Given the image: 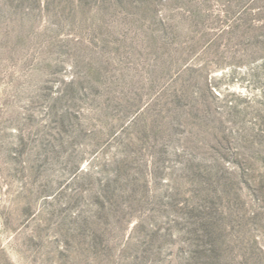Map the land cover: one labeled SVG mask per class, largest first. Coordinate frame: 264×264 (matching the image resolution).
<instances>
[{"label":"rangeland","instance_id":"rangeland-1","mask_svg":"<svg viewBox=\"0 0 264 264\" xmlns=\"http://www.w3.org/2000/svg\"><path fill=\"white\" fill-rule=\"evenodd\" d=\"M0 264H264V0H0Z\"/></svg>","mask_w":264,"mask_h":264}]
</instances>
